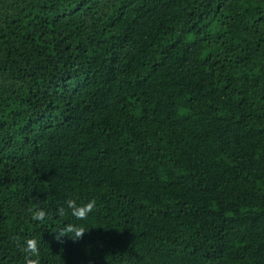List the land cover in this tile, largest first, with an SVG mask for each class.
<instances>
[{"label":"trees","instance_id":"1","mask_svg":"<svg viewBox=\"0 0 264 264\" xmlns=\"http://www.w3.org/2000/svg\"><path fill=\"white\" fill-rule=\"evenodd\" d=\"M26 238L40 264H264V0H0V264Z\"/></svg>","mask_w":264,"mask_h":264},{"label":"clouds","instance_id":"2","mask_svg":"<svg viewBox=\"0 0 264 264\" xmlns=\"http://www.w3.org/2000/svg\"><path fill=\"white\" fill-rule=\"evenodd\" d=\"M65 204L67 205V208L71 210V216H73L77 220H86L88 218L89 213H91L95 208L96 201L93 199L88 201L86 204L78 205L76 200L68 199L65 201ZM29 212L31 213V219L33 221L43 222L46 219L52 218L47 211L36 205L30 208ZM57 212L61 217L68 215L64 207H60L59 209H57ZM87 231L82 225L69 223L65 225V227L59 232V234L57 235V240H60L61 237H67L73 242H76L82 239L87 233ZM24 244L25 247L23 248V251L25 252V264H40V252L37 239L26 238Z\"/></svg>","mask_w":264,"mask_h":264}]
</instances>
